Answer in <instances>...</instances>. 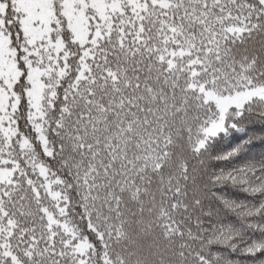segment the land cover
Listing matches in <instances>:
<instances>
[{
  "label": "snow or ice",
  "instance_id": "snow-or-ice-1",
  "mask_svg": "<svg viewBox=\"0 0 264 264\" xmlns=\"http://www.w3.org/2000/svg\"><path fill=\"white\" fill-rule=\"evenodd\" d=\"M0 264H264V0H0Z\"/></svg>",
  "mask_w": 264,
  "mask_h": 264
}]
</instances>
